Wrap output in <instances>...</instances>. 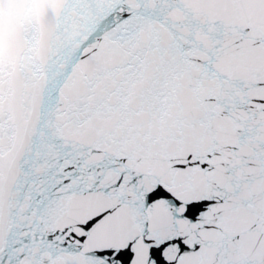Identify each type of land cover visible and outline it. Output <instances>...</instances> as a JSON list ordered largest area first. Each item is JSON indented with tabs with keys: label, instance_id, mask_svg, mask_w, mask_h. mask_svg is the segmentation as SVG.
Instances as JSON below:
<instances>
[{
	"label": "snow or ice",
	"instance_id": "1",
	"mask_svg": "<svg viewBox=\"0 0 264 264\" xmlns=\"http://www.w3.org/2000/svg\"><path fill=\"white\" fill-rule=\"evenodd\" d=\"M46 20L0 60V264H264V0Z\"/></svg>",
	"mask_w": 264,
	"mask_h": 264
},
{
	"label": "water",
	"instance_id": "2",
	"mask_svg": "<svg viewBox=\"0 0 264 264\" xmlns=\"http://www.w3.org/2000/svg\"><path fill=\"white\" fill-rule=\"evenodd\" d=\"M61 0H7V6L0 8V60L19 58L27 44L21 35L25 22L41 25L39 54L44 56L48 47V23L46 20L49 7L58 11ZM5 0H0V5Z\"/></svg>",
	"mask_w": 264,
	"mask_h": 264
}]
</instances>
